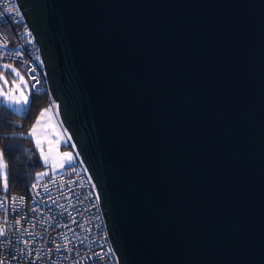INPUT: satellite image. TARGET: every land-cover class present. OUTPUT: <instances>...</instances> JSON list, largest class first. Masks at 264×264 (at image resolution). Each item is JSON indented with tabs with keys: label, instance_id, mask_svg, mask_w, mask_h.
Returning a JSON list of instances; mask_svg holds the SVG:
<instances>
[{
	"label": "water",
	"instance_id": "1",
	"mask_svg": "<svg viewBox=\"0 0 264 264\" xmlns=\"http://www.w3.org/2000/svg\"><path fill=\"white\" fill-rule=\"evenodd\" d=\"M118 264H264V0H16Z\"/></svg>",
	"mask_w": 264,
	"mask_h": 264
},
{
	"label": "built area",
	"instance_id": "2",
	"mask_svg": "<svg viewBox=\"0 0 264 264\" xmlns=\"http://www.w3.org/2000/svg\"><path fill=\"white\" fill-rule=\"evenodd\" d=\"M0 13V61L20 68L31 93H46L71 147L16 0H0ZM0 229L2 264H118L94 186L76 156L60 172L35 177L26 191L0 194Z\"/></svg>",
	"mask_w": 264,
	"mask_h": 264
},
{
	"label": "trees",
	"instance_id": "3",
	"mask_svg": "<svg viewBox=\"0 0 264 264\" xmlns=\"http://www.w3.org/2000/svg\"><path fill=\"white\" fill-rule=\"evenodd\" d=\"M28 101L22 112L0 104V150L8 184L7 191L0 190L1 195L26 191L36 173L44 167L28 132L39 111L49 102L45 92L31 93Z\"/></svg>",
	"mask_w": 264,
	"mask_h": 264
},
{
	"label": "rangeland",
	"instance_id": "4",
	"mask_svg": "<svg viewBox=\"0 0 264 264\" xmlns=\"http://www.w3.org/2000/svg\"><path fill=\"white\" fill-rule=\"evenodd\" d=\"M5 65H10L9 68H5ZM12 68H15L20 74L22 75V72L20 68L12 63V62H6V61H0V104H4L7 106L12 107L14 110L17 112H22L24 110L25 104H16V103H11L8 98H5L3 96V93H8L9 96L15 95L17 98L23 99V97H27L29 100L31 92L29 91V88L27 86L26 79L24 78L23 81H20L17 77L16 74L11 71ZM23 76V75H22ZM24 77V76H23ZM7 80L8 83L5 84L4 81ZM13 82H15L16 85H19L20 87H14ZM21 93L23 95H21ZM41 112H44L45 115L41 117ZM37 120H40V125L38 126L37 134L43 136L44 134L48 135V139L52 140L54 143L52 144L53 148V156L56 155V152L58 150L60 157H63V153L67 152L70 153V158L69 157H63L62 159L58 158L57 165L55 169H53L51 162L48 164L44 163L43 157L40 154L39 149L36 147V137L32 136L31 129L34 125H36ZM45 125H51L49 127H45ZM28 134L31 136L35 148L37 152L39 153L41 160L44 164V167L36 173V178H41L45 175L43 173H48V174H56L61 171V168L59 165L61 163L64 164V166L70 164L73 162L75 156L74 153L71 149V147L68 145L67 138L65 137L63 130L50 106H45L43 107L37 116L35 117ZM59 141L58 144H56V141ZM43 149L44 153L48 154L49 151V144L47 140L44 141L43 143ZM0 161H2V164L5 165L4 158L2 156L1 150H0ZM47 174V175H48ZM0 190L1 191H7L8 190V184H7V178H6V168L5 167H0Z\"/></svg>",
	"mask_w": 264,
	"mask_h": 264
},
{
	"label": "snow or ice",
	"instance_id": "5",
	"mask_svg": "<svg viewBox=\"0 0 264 264\" xmlns=\"http://www.w3.org/2000/svg\"><path fill=\"white\" fill-rule=\"evenodd\" d=\"M8 11H11V9H8ZM0 15H2V13H0ZM4 67L7 69V68L10 67V65H5ZM11 71L16 74V77L20 81H23L24 80V77L15 68H12ZM4 83L7 84L8 81L5 80ZM13 84H14V87H17V88L20 87L19 85H16L15 82H13ZM21 95H23V94L21 93ZM3 96L5 98H8L11 103H16V104L23 103L25 105L29 103L27 97H23V99H21V98H17L15 95L9 96L8 93H3ZM40 115H41V117H43L45 115V113L44 112H41ZM39 125H40V120H37L36 125H34L32 127L30 134L32 136L36 137V141H35L36 142V147L39 149L40 154L43 157L44 163L45 164H48L49 162H51L53 169H55V167L57 165V162H58V158L59 159H62L63 157H69L70 158V153L65 152V153H63V157H60V154H59V152L57 150L56 155L53 156L52 144L54 142L52 140L48 139V135L47 134H44L43 136L37 134V130H38V126ZM49 126H51V125H45V127H49ZM45 140H47V142L49 144L48 154H45L44 153V149H43V143H44ZM55 143L58 144L59 141L57 140ZM59 166L62 168V167H64V164L61 163ZM0 167H6V165H3L2 162H0ZM47 174L48 173H46V172L43 173V175H47ZM33 187L35 188L36 185L34 184ZM45 188H47V186H45ZM13 211L15 212L16 210L14 209ZM13 219H15V216H13ZM19 223H20V221L17 220L16 221V224H19ZM2 235H4V229H0V236H2ZM0 264H2V262H0Z\"/></svg>",
	"mask_w": 264,
	"mask_h": 264
},
{
	"label": "crops",
	"instance_id": "6",
	"mask_svg": "<svg viewBox=\"0 0 264 264\" xmlns=\"http://www.w3.org/2000/svg\"><path fill=\"white\" fill-rule=\"evenodd\" d=\"M47 106H50L49 104Z\"/></svg>",
	"mask_w": 264,
	"mask_h": 264
},
{
	"label": "clouds",
	"instance_id": "7",
	"mask_svg": "<svg viewBox=\"0 0 264 264\" xmlns=\"http://www.w3.org/2000/svg\"><path fill=\"white\" fill-rule=\"evenodd\" d=\"M0 162H2V161H0Z\"/></svg>",
	"mask_w": 264,
	"mask_h": 264
}]
</instances>
